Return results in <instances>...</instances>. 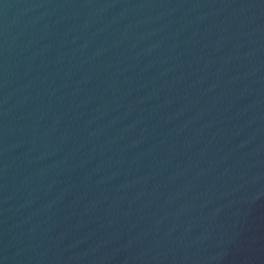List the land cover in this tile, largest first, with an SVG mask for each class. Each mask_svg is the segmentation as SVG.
Instances as JSON below:
<instances>
[{
  "label": "water",
  "instance_id": "obj_1",
  "mask_svg": "<svg viewBox=\"0 0 264 264\" xmlns=\"http://www.w3.org/2000/svg\"><path fill=\"white\" fill-rule=\"evenodd\" d=\"M0 264H264V0H0Z\"/></svg>",
  "mask_w": 264,
  "mask_h": 264
}]
</instances>
